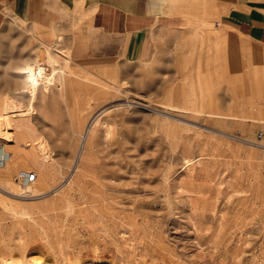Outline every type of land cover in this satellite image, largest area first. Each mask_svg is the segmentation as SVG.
I'll return each mask as SVG.
<instances>
[{
	"label": "rangeland",
	"instance_id": "1",
	"mask_svg": "<svg viewBox=\"0 0 264 264\" xmlns=\"http://www.w3.org/2000/svg\"><path fill=\"white\" fill-rule=\"evenodd\" d=\"M77 6L1 27L0 108L23 106L10 120L27 131L6 130L16 145L0 126V264H264V79L248 50L230 70L209 23L147 63L78 58ZM57 35L60 54L43 41ZM27 58L56 71L33 99L13 69Z\"/></svg>",
	"mask_w": 264,
	"mask_h": 264
},
{
	"label": "crops",
	"instance_id": "2",
	"mask_svg": "<svg viewBox=\"0 0 264 264\" xmlns=\"http://www.w3.org/2000/svg\"><path fill=\"white\" fill-rule=\"evenodd\" d=\"M49 1L64 4L68 10L77 4L76 9L86 13V27L75 38L78 58L147 63L194 37L193 27L211 23L217 39L224 41L222 55L229 57L230 70L240 72L235 53L242 45L249 53L251 77L254 67L253 79L261 83L264 79V0H0V31L8 19L28 22L38 17ZM194 7L201 10L199 16H193ZM201 34V40H210ZM56 37L60 36L43 41L53 42ZM226 65L229 72L230 65ZM255 112L260 114L259 109Z\"/></svg>",
	"mask_w": 264,
	"mask_h": 264
},
{
	"label": "bare ground",
	"instance_id": "3",
	"mask_svg": "<svg viewBox=\"0 0 264 264\" xmlns=\"http://www.w3.org/2000/svg\"><path fill=\"white\" fill-rule=\"evenodd\" d=\"M57 43H59V42H57ZM56 48H57V45L56 44H54L53 46L50 47L51 50L56 51L55 53H57ZM57 54H60V53H57ZM35 62H37V61H34L33 59H30V58L28 59L27 58L24 61L23 64L15 67V68H13L15 70V74H16L15 77L19 80L18 81V83L20 84V87L19 88L22 89V93L24 92V93L29 94V99H33L35 97L36 93H38L37 91H39V90H42V91L44 90L45 91L47 88L53 86L54 85V82H55V79H56V77L53 75L56 71H54L51 74H48L49 76H46V77L41 76V68H40V66H37V63H35ZM51 62L52 61L50 59L49 63H51ZM59 72L60 71H58V73ZM62 82H63V80H62ZM63 92H64V90H63ZM66 93L67 92H65V94ZM13 102H8V101H6V99H5V101H3L2 106L0 108V126L3 127V130L5 129V131L8 130V128H11L13 126L14 127L13 130L15 131V133H20L21 131H23L22 127L19 124L12 125L11 124L10 117H11V115H13L15 117L16 116H20L21 117V115L24 114V111H26V110H25V108L21 109V107H23V106H19V104L16 105ZM31 102H33V101L31 100ZM31 102H30V104H31ZM261 109H262V107H261ZM261 109H259V110H261ZM260 113H261V111H260ZM258 115H260V114L258 113ZM16 118H18V117H16ZM87 127H89V126H87ZM12 131H10V132H12ZM24 131H25V129H24ZM84 131H85L84 133H87L88 129H86ZM6 132H3V134L1 133L2 135H5L4 140L6 138V141L7 142H12V143H15L16 145L17 144L19 145L18 137H16L15 134L14 135L13 134L11 135V134H9V132H7V133ZM82 136H83V133H82L81 137ZM86 138H84V139H86Z\"/></svg>",
	"mask_w": 264,
	"mask_h": 264
},
{
	"label": "built area",
	"instance_id": "4",
	"mask_svg": "<svg viewBox=\"0 0 264 264\" xmlns=\"http://www.w3.org/2000/svg\"><path fill=\"white\" fill-rule=\"evenodd\" d=\"M35 180V175L33 173H28L23 176V181L26 184H31Z\"/></svg>",
	"mask_w": 264,
	"mask_h": 264
}]
</instances>
